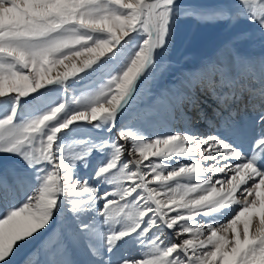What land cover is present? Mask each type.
Segmentation results:
<instances>
[{"label":"snow or ice","instance_id":"snow-or-ice-1","mask_svg":"<svg viewBox=\"0 0 264 264\" xmlns=\"http://www.w3.org/2000/svg\"><path fill=\"white\" fill-rule=\"evenodd\" d=\"M181 17L245 19L264 38V0H0V154L21 165L12 183L0 173V264L56 229L65 258L43 264H77L74 250L87 264H264V58L210 62L165 125L131 123ZM202 96L213 131L183 111L206 120Z\"/></svg>","mask_w":264,"mask_h":264},{"label":"rangeland","instance_id":"rangeland-1","mask_svg":"<svg viewBox=\"0 0 264 264\" xmlns=\"http://www.w3.org/2000/svg\"><path fill=\"white\" fill-rule=\"evenodd\" d=\"M179 3L182 8L217 9L231 8L236 0H179ZM242 33L249 34V38L237 39ZM237 51L253 58L256 62H258L259 57L264 58V38H262L258 28L251 25L247 20L216 19L202 21L191 17H181L177 21V30L169 47L158 54L156 67L140 85L129 112L131 123L137 130L149 135L153 128L160 125L159 121L168 108H171L172 112L174 110L176 104L168 95V90H177L178 84L180 81L183 82L185 78L187 80L186 85H188L189 79L195 84L203 75L204 65L219 59L227 63ZM181 71L184 74H181ZM80 75L84 74L81 73ZM98 85L99 81L94 83L92 88L98 87ZM76 94L79 95L80 90ZM211 100L207 99L204 104L201 100L202 107L209 105L211 108L210 105L214 104ZM183 111L186 114L190 111L187 104L183 106ZM206 112L207 109L204 113L207 114ZM191 114L193 115L192 110L187 116L190 117ZM176 115L179 116L180 113L177 112ZM190 118L196 121V126L199 127L200 131H206L209 128V123L201 124L203 123L201 121L198 124L200 118L199 121L194 116ZM178 127L182 128L183 126L178 125ZM79 137L80 134H77L76 138ZM8 166L19 170L21 167L19 158L0 154V171L3 169L0 173L9 171ZM80 172L82 175L90 174L91 168L88 170L81 168ZM10 177L13 179V175ZM22 200L23 196H20L18 202L15 203H20ZM61 231L62 229H56L54 232L46 233L43 237L39 236L38 239L22 247L15 256V264L21 260H23L21 264H43L45 260L65 258L62 255L61 245L63 242L59 239ZM167 238L169 241L173 239L170 233ZM78 253L83 259V263L87 264L88 259H90L89 255L83 250H76L75 254ZM66 258L76 261L72 252Z\"/></svg>","mask_w":264,"mask_h":264},{"label":"bare ground","instance_id":"bare-ground-1","mask_svg":"<svg viewBox=\"0 0 264 264\" xmlns=\"http://www.w3.org/2000/svg\"><path fill=\"white\" fill-rule=\"evenodd\" d=\"M261 59V57H259L258 58V62H257V65H258V63H259V60ZM220 60V59H219ZM56 71H64V69H63V67L61 66L60 68H58ZM55 74H56V72H55ZM181 74H184L183 73V71H181ZM188 78V77H187ZM190 80V79H189ZM187 84V80H186V78L184 79V81L182 82V81H180V83L178 84V89L177 90H172V89H170V90H168L167 92H169L168 93V95L170 96V98L174 101V103L176 104L177 103V100H178V95L179 94H182V92H183V89L187 86L186 85ZM209 100V99H211L210 97H201V100H203V104L206 102V100ZM208 102H210V101H208ZM211 102H213V100H211ZM209 105H206V106H204V109H207V111L209 110ZM246 108V107H245ZM193 111V110H192ZM206 111V110H205ZM171 113H172V111H171V108H168V110H167V112L165 113V115L164 116H162V118L160 119V121H159V126H157V127H161V126H163V125H165L169 120H170V115H171ZM189 113H191V109H190V111H188V113L187 114H189ZM197 116H198V119H197V121H199V114L197 113ZM201 119H200V121L198 122V124H200L201 123ZM206 123V122H205ZM208 123V122H207ZM201 124H204V122L203 123H201ZM205 126H207V125H205ZM199 128V127H198ZM10 168V167H9ZM5 169V168H4ZM11 169V168H10ZM4 174H6L7 175V179H8V181H9V183H12V181H13V179H12V177H10L12 174L9 172V171H5V172H3ZM7 173H9V174H7ZM76 251V250H75ZM78 251V250H77ZM78 257H80L79 256V253H78V255H77ZM82 259V258H81ZM89 260V259H88ZM82 261H83V259H82ZM78 264H81V263H78ZM84 264V263H83Z\"/></svg>","mask_w":264,"mask_h":264}]
</instances>
